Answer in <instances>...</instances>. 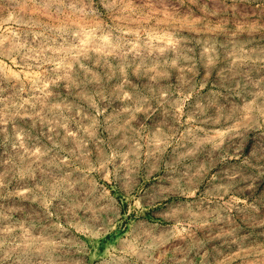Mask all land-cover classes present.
<instances>
[{
	"label": "rangeland",
	"instance_id": "374dc122",
	"mask_svg": "<svg viewBox=\"0 0 264 264\" xmlns=\"http://www.w3.org/2000/svg\"><path fill=\"white\" fill-rule=\"evenodd\" d=\"M0 264H264V0H0Z\"/></svg>",
	"mask_w": 264,
	"mask_h": 264
},
{
	"label": "bare ground",
	"instance_id": "6f19581e",
	"mask_svg": "<svg viewBox=\"0 0 264 264\" xmlns=\"http://www.w3.org/2000/svg\"><path fill=\"white\" fill-rule=\"evenodd\" d=\"M192 194H193V193H192ZM187 195H188V194H187ZM184 198H185V197H184ZM193 198H194V197H193ZM193 198H192V199H193ZM195 198H196V197H195ZM189 202H190V200H189ZM190 203H191V202H190ZM201 206H202V205H201Z\"/></svg>",
	"mask_w": 264,
	"mask_h": 264
}]
</instances>
